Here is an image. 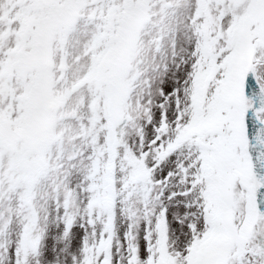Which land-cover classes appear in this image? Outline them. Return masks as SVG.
<instances>
[{
	"label": "snow or ice",
	"instance_id": "1",
	"mask_svg": "<svg viewBox=\"0 0 264 264\" xmlns=\"http://www.w3.org/2000/svg\"><path fill=\"white\" fill-rule=\"evenodd\" d=\"M0 264H264V0H0Z\"/></svg>",
	"mask_w": 264,
	"mask_h": 264
}]
</instances>
